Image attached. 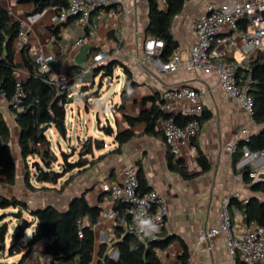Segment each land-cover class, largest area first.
Segmentation results:
<instances>
[{
  "label": "crops",
  "instance_id": "obj_1",
  "mask_svg": "<svg viewBox=\"0 0 264 264\" xmlns=\"http://www.w3.org/2000/svg\"><path fill=\"white\" fill-rule=\"evenodd\" d=\"M160 2L163 6V1ZM224 2L225 0H199L184 5L183 11L175 18L172 27L173 36L183 51L184 57H187L190 46L196 42L194 23L205 14L206 5H220ZM0 4L10 13L13 21H18L25 27L33 50L53 55L51 65L58 77L66 78V72L71 66L89 65V68L84 71L83 82L78 83L86 90L82 97L72 100L70 104L77 109L79 126L82 122L81 113L84 111L88 116L95 115L97 119V126L94 127L90 123V118L85 120L86 129L79 133L76 145L87 140L93 141L94 155L92 156L89 152L85 156L88 161H93V164L86 171L78 173L75 170L68 173L57 185L51 186L53 190L48 191L38 190L40 184L36 178L35 181L31 178L30 183L35 189H29L25 183L27 161L25 163L23 160L24 168L20 182L17 171V182L14 186L0 185L3 186V196L17 197L33 209L54 206L60 211H66L75 197L85 194L90 205L97 206L101 210L112 209L115 208L117 200H113L110 192L103 190V184L105 182L119 184L121 172L127 168H134L145 178L148 189L157 191L166 199L167 223L160 238L174 236L175 240L166 251L160 253L162 264H180L182 242L187 245L190 253L188 264H239L238 260L228 252L225 233L213 236L204 243H200L199 237L205 231L220 227V211L226 197L234 196L241 201L257 197L264 202V195L254 193L250 185L244 182L243 176L235 168L232 155L226 150L227 143L233 140L234 135L242 127L247 126L249 136H252L261 132L264 125L256 124L240 105L225 96L217 74H206L200 71L191 73L185 69L168 72L164 69L166 63L160 57H155L151 63H144L141 60L144 41L147 38L145 31L149 24V8L144 0H121L122 6L131 10V13L126 16L117 15L112 9L99 11L95 18L97 25L90 32H86L76 19H72L60 25L56 36L52 32V29L57 28L52 24V18L57 12L56 8L48 7L42 12L35 13L32 0H0ZM81 36L87 37V43L83 47L76 48L74 42ZM14 46L15 61L22 63L23 48L17 47L16 41ZM98 50L108 54L119 51L117 58L130 69L133 75L136 86L123 108H121L123 104L121 94L125 76L121 74H117L120 76V83L113 96L102 101L104 94L100 84L98 97H89L90 93L97 90L95 80L97 78L100 80V75L94 76L90 67L92 56ZM261 51H264V48ZM230 58L242 61L243 55L238 51H232ZM27 75V68L22 67L17 72L16 78L26 80ZM113 79L114 77L104 80V85L108 89V85L116 83V80L112 82ZM181 85L207 90L204 115L209 118L203 123L199 135L194 140L196 151L189 153L184 166L189 174L199 172L198 146L209 159L211 167L207 172L194 177H184L170 168L171 154L161 133V118L156 124V131L160 132L158 135L147 134V125L144 122L130 127L125 119L126 115L139 116L151 110L155 104L160 106L163 93L167 89ZM155 96L159 97L156 102L152 100ZM107 107H110L112 122L101 118L99 110H102L107 117ZM0 110L10 124L11 131L15 133L16 147L21 156L19 127L8 102L1 93ZM174 116H180L186 120L189 118L183 112ZM69 123L73 124V121L67 112L65 123L67 136ZM106 125H111L114 129L112 136L105 135L101 130V127ZM128 128L136 135L118 152L116 151L119 146L115 141L116 133ZM49 131L52 135L59 134L56 127ZM97 141H103L104 147L97 148L95 146ZM103 155L105 156L99 159ZM68 179H71L70 183L59 191ZM5 187L8 189L5 190ZM26 219L34 220L29 215ZM15 221L14 223L18 224ZM117 224V221H108L96 231V253L92 264H98L100 247L114 237V227ZM244 224L241 214L236 213V228L241 230ZM13 232L9 227L8 241L11 240ZM22 241L28 242L26 236ZM113 244V242L108 244L107 252L115 258L117 251ZM26 250V248L22 249L20 253H25ZM21 255L12 256L11 262L18 261ZM29 261L32 260L29 259ZM0 264L10 263L0 260Z\"/></svg>",
  "mask_w": 264,
  "mask_h": 264
},
{
  "label": "trees",
  "instance_id": "obj_2",
  "mask_svg": "<svg viewBox=\"0 0 264 264\" xmlns=\"http://www.w3.org/2000/svg\"><path fill=\"white\" fill-rule=\"evenodd\" d=\"M23 1V0H21ZM34 2V12L39 13L48 7L56 8L57 12L68 5L69 0H32ZM149 8V24L146 28V39L155 38L164 42L165 46L160 54L163 62L167 63L176 48L179 47L177 40L172 33L173 23L184 8L185 0H144ZM111 9L109 7L106 8ZM101 10H95L92 13L90 23L85 28L86 32H90L96 25V15ZM72 20V19H71ZM70 21V20H69ZM52 29L54 36L59 33L60 25ZM22 25L18 21H13L10 13L0 4V93L5 97L10 105L15 93L16 75L20 68L25 67L28 70L27 79L24 80V88L26 97L23 99L21 106L23 110L18 112L13 106H9L10 111L15 114L16 123L19 127V147L23 160L27 161L29 157L38 158L35 163V178L40 184L38 190H53L51 186H55L68 173L75 170L82 173L93 164L85 157L89 154V140L80 143L78 148H72L71 152H61L62 161L59 162L58 157L54 154L51 143L46 134L41 133V128L47 124H53L60 134V124L66 123L67 112L64 106L60 105L61 97L58 94L57 87L48 82V74L42 73L39 65L34 61L31 55L30 46L22 49L23 62L15 61V40L21 31ZM242 28H246V23L242 24ZM100 51V50H98ZM97 52V51H96ZM89 65L71 66L66 72V79L70 84H78L83 82L84 71ZM117 68L123 70L125 83L122 88L121 108L132 94L136 82L130 69L122 63L118 58L111 59L103 66L93 67L94 76L100 75V84L105 79H111L115 75ZM250 68L252 71V90L251 95L254 99L255 113L253 120L256 124L264 125V51L258 52L251 60ZM91 88V86H89ZM82 92L86 89L81 88ZM99 95V88L90 93V98H96ZM154 102L159 100L158 96L152 99ZM173 118V120L184 125L187 120L180 116H172L164 112L159 105H154L151 110L141 113L139 116L126 115L125 119L129 126L132 127L137 123H146V133L158 135L156 124L160 118ZM209 117L203 115L204 123ZM103 133L107 136L114 134L111 125L101 127ZM61 135V134H60ZM135 133L130 129L118 131L115 141L118 143L116 151H120L121 147L129 142ZM12 131L6 121L2 111L0 110V185L14 186L17 182V163L11 149ZM95 146L103 148L104 142L97 141ZM247 146L251 151L264 150V128L258 134L252 135L249 141H240L236 151L232 155L234 164L242 157V148ZM198 158L197 162L200 167L199 172L189 174L182 160L174 161L171 156L170 168L179 172L184 177H194L207 172L210 167V161L204 152L197 146ZM76 156V159L73 158ZM105 155L100 156L99 159ZM58 162L60 170L55 169ZM27 166V175L25 178L26 186L29 189H35L30 183L31 173L29 164ZM250 167L243 173L244 182L250 185L254 193L264 195V181L253 183L248 172ZM141 190L148 191L145 178L138 172ZM68 179L61 187V191L70 183ZM126 203L118 200L115 209L119 211L117 225L114 227V237L106 244L100 247L98 253V264H162L160 253L166 251L172 242L174 236L158 238L147 244L140 241L135 235L127 232L126 226L131 218L124 213ZM0 209L7 211L14 209L11 213L0 215V253H6L14 256L20 253L19 245L24 237H20L17 245H14V237L18 231L15 228L12 238L8 241L9 224L5 221L6 217L12 216L21 222L24 215H29L34 220L29 221V226L36 224L35 236L31 238L18 261L10 264H92L96 253V232L92 228V224L97 220L101 209L92 206L86 199L85 194L75 197L68 210L60 211L54 206H46L44 208L33 209L29 205L17 197H6L0 195ZM230 213L232 223L235 225V214H241L245 223L251 221L257 222L264 226V202L257 197H251L246 201H241L237 197L230 198ZM82 234V236L80 235ZM163 233V231H162ZM161 233V234H162ZM113 242L115 250L118 252V258H114L112 254L107 252V246ZM43 244V253L48 259V263L42 262L39 258L29 261V255L36 245ZM182 254L180 264H188L190 253L187 245L182 242ZM239 264H242L238 261Z\"/></svg>",
  "mask_w": 264,
  "mask_h": 264
},
{
  "label": "built area",
  "instance_id": "obj_3",
  "mask_svg": "<svg viewBox=\"0 0 264 264\" xmlns=\"http://www.w3.org/2000/svg\"><path fill=\"white\" fill-rule=\"evenodd\" d=\"M194 1L199 0H185V4ZM107 7L117 15L126 16L131 13V10L122 6L121 0H69L66 7L55 13L52 24L58 26L76 19L83 28H86L92 13ZM243 23H246L245 29L242 28ZM194 32L196 42L190 46L187 57H184L180 47L176 48L170 60L164 65L165 71L185 69L191 73L200 71L217 74L225 96L240 105L254 121L255 105L251 95L253 79L250 64L253 57L264 48V0H225L220 5L207 4L205 14L194 23ZM15 41L19 48L30 46L25 27L22 26ZM86 43L87 37L81 36L75 40L74 46L80 48ZM164 46L160 39H146L141 60L144 63H151L155 57L160 56ZM232 51L240 52L243 60L231 59ZM118 54L119 51L114 54L98 51L92 56L90 67L103 66L111 57L117 58ZM31 55L41 72L48 74V82L57 87L61 97L59 104L66 110L72 100L82 97L83 92L78 84H70L66 78L61 79L56 75L51 65L54 59L52 54L38 53L31 48ZM23 83L22 78H17L13 100L9 105L18 112L23 110L21 103L26 97ZM206 94V89L181 85L167 89L161 97L160 108L164 112L172 116L183 112L189 116L184 125L176 123L172 117L160 119L164 142L174 160H182L184 163L189 153L196 151L194 140L203 126ZM249 138V130L244 126L234 135L233 140L227 143L226 150L233 155L238 143L247 142ZM242 153V157L235 164L236 170L243 175L250 167L248 175L253 183L264 181V150L251 151L247 146H243ZM102 188L111 193L113 200H122L126 203L124 213L131 218L126 226L127 232L145 244L160 237L167 223L166 199L155 190L143 192L134 168H127L121 172L119 184L105 182ZM230 198L226 197L222 202L220 227L203 232L199 237L200 243L225 233L228 252L233 258L243 264H264V226L251 221L238 230L232 223ZM119 214L115 208L101 210L97 220L92 224L93 230L96 232L108 221L116 222ZM146 216L151 217L159 225V231L151 237H145L137 228L135 218L145 219ZM80 235L82 236L81 233ZM19 248L21 251V243ZM37 258L42 262H49L43 253V244L36 245L29 255L30 260Z\"/></svg>",
  "mask_w": 264,
  "mask_h": 264
},
{
  "label": "rangeland",
  "instance_id": "obj_4",
  "mask_svg": "<svg viewBox=\"0 0 264 264\" xmlns=\"http://www.w3.org/2000/svg\"><path fill=\"white\" fill-rule=\"evenodd\" d=\"M115 74L116 75H114V79L112 80V82L114 80H116V83L111 85V86L108 85L109 89L106 87V85H104L105 82H103V84H102V88L101 89L103 90V94H104L103 97L101 98L102 101H105L107 97L114 95V91H115L117 85L120 83V81H119L120 76L117 75V74H121V76H124L123 71L120 68L116 69ZM99 85H100V80H99V78H97L95 80V86H96L97 89L99 88ZM97 100H98V98H97ZM97 102H99V101H97ZM106 111H107V117L104 116L102 110H99V112L101 113V118L103 120H105V121L108 119L109 121L112 122V116L110 114V112H111L110 107L109 108L107 107ZM67 112H68L69 117L73 121V124L69 123L67 139H63L61 137V135H59V134L52 135L50 133V131H48L46 133V136H47L48 140L51 143V148H52L54 154L58 157L59 162L62 161L61 152H63V151L71 152L72 148H78L79 145L78 146H76V145L78 144L79 133L83 132V130L86 129L85 120L87 118H90V123H91L92 127L97 126L96 116L95 115L94 116H88L85 111L81 113L82 114V122H81V125L79 126V123H78V120H77L78 119V112H77L76 107L73 104H70V103L68 104ZM71 142H72V144H71ZM11 149H12L13 155H14L16 163H17V171H18L19 182H20V178L22 177L21 173H22V170L24 168V166H23L24 164H23L22 156H20V153L18 154V150H17V147H16V141H15V133L14 132H12ZM73 159H76V158H73ZM37 161H39V159L35 158V157H29L27 159V163L29 164V167H30L29 169H30V172H31L32 181H35V173L36 172H35V169H34V167H35L34 165H35V163ZM55 169L60 170L58 162L55 164ZM4 189L7 190L8 188L5 187ZM0 195H3V186H0ZM14 211H16V210L9 209L7 211H3V209H0V215H3L4 213H11V212H14ZM26 217H27V215H24L23 219H26ZM27 220L29 221V219H27ZM5 221L9 224V227L11 228L12 231H14L15 228L17 227V225L19 224L18 220H16L18 222V224L14 223L15 220L12 218V216L6 217ZM21 222H22V220H21ZM35 226H36V224L34 223L33 225H31L27 229L26 234H25V236L27 238V241H29L32 238V232L35 229ZM25 244H27V243H24L23 241H21L22 249H25V246H26ZM19 254H22V253H19ZM3 256H4V258H3ZM11 258H12V256H10L8 254V252H6L4 254L0 253V260L1 261H4L6 263H11Z\"/></svg>",
  "mask_w": 264,
  "mask_h": 264
},
{
  "label": "water",
  "instance_id": "obj_5",
  "mask_svg": "<svg viewBox=\"0 0 264 264\" xmlns=\"http://www.w3.org/2000/svg\"><path fill=\"white\" fill-rule=\"evenodd\" d=\"M99 121V118H98ZM55 127L53 124H47L41 128V133L45 135L50 129ZM60 134L63 139H67V127L65 123L60 124ZM89 152L93 156L94 155V150H93V141H89ZM71 204V203H70ZM18 231L15 234L14 237V245H17L19 242L20 237H25L27 229L30 227L29 226V221L27 219H23L21 223L17 225ZM35 236V233H32V238ZM119 254L118 252L116 253L115 258H118Z\"/></svg>",
  "mask_w": 264,
  "mask_h": 264
},
{
  "label": "clouds",
  "instance_id": "obj_6",
  "mask_svg": "<svg viewBox=\"0 0 264 264\" xmlns=\"http://www.w3.org/2000/svg\"><path fill=\"white\" fill-rule=\"evenodd\" d=\"M143 203V201H141ZM137 222L138 231L143 233L145 237H151L154 233L159 231V225L153 221L151 217L146 216L145 219L135 218Z\"/></svg>",
  "mask_w": 264,
  "mask_h": 264
}]
</instances>
